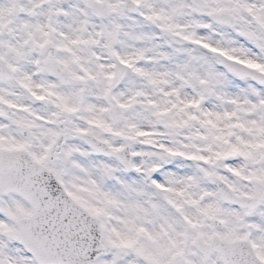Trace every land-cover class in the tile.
I'll return each mask as SVG.
<instances>
[{"label":"snow or ice","instance_id":"1","mask_svg":"<svg viewBox=\"0 0 264 264\" xmlns=\"http://www.w3.org/2000/svg\"><path fill=\"white\" fill-rule=\"evenodd\" d=\"M0 264H264V0H0Z\"/></svg>","mask_w":264,"mask_h":264}]
</instances>
